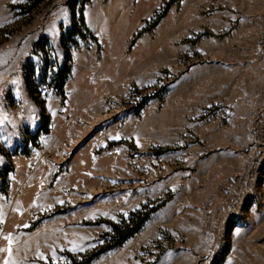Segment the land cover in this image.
I'll return each mask as SVG.
<instances>
[{
  "label": "rangeland",
  "instance_id": "obj_1",
  "mask_svg": "<svg viewBox=\"0 0 264 264\" xmlns=\"http://www.w3.org/2000/svg\"><path fill=\"white\" fill-rule=\"evenodd\" d=\"M28 2L7 5V36L0 27V168L13 166L0 178V264H76L110 222L164 199L88 264H264V0H91L85 19L106 55L86 69L94 42L80 40L64 96L37 70L40 105L22 64L42 65L32 41L44 30L56 46L71 12L63 0L18 12ZM109 81L117 91L91 97ZM41 108L50 132L32 143Z\"/></svg>",
  "mask_w": 264,
  "mask_h": 264
},
{
  "label": "trees",
  "instance_id": "obj_2",
  "mask_svg": "<svg viewBox=\"0 0 264 264\" xmlns=\"http://www.w3.org/2000/svg\"><path fill=\"white\" fill-rule=\"evenodd\" d=\"M28 1L30 2L28 5H18L21 8V13H30L39 8V6H41L44 2H53L54 0ZM90 1L91 0L66 1V4L68 5L71 12V23L70 27L62 30L60 34V45L63 50V61L61 63L55 54L53 46L49 42V38L44 34H41L33 43L31 54L38 56L39 62H41L42 65L40 66L39 64L35 63L30 56H28L22 64L23 80L26 89L29 93V96L35 102H37V104H41L39 100L40 95L37 91L38 87L37 84H35L37 70L42 68L41 70L45 74L46 71L50 69L52 73V86L61 96H64V86L70 75L72 67V50L78 48L77 46L79 45L80 40H95V37L92 35L91 31L86 25L84 15L85 7ZM164 14L165 11L158 14L155 17V21L153 23L157 24ZM152 27V25L145 27L144 30L150 31ZM164 93H166L165 88H162L161 90L149 93L148 95H141L135 108V113H138L151 98L160 97L164 95ZM40 119L41 122L37 130L34 133H28L30 142L32 143L37 142V139L41 134L50 132V119L49 115L45 113L44 108H41ZM21 153L28 156L30 154V150L28 151L27 149H24ZM6 154L8 155L7 152ZM12 170L13 166H11L9 163L5 164L0 168V178H5V176ZM165 202L166 200L164 199L160 204L154 205L153 207H147V205H145L140 210L133 212L128 218L123 219L121 224L110 222V230L106 232V234L110 236V239L106 241L104 246L83 256L82 259L77 261L76 264H88L102 252L121 245L128 238L137 233L150 218L151 214L160 206L164 205ZM55 212H58V210ZM34 226H36V222H34L30 228H34Z\"/></svg>",
  "mask_w": 264,
  "mask_h": 264
},
{
  "label": "crops",
  "instance_id": "obj_3",
  "mask_svg": "<svg viewBox=\"0 0 264 264\" xmlns=\"http://www.w3.org/2000/svg\"><path fill=\"white\" fill-rule=\"evenodd\" d=\"M25 0H21V1H17V0H13V1H6V0H3L1 3H0V8L1 9H3L4 10V12H5V14H7L8 15V20H5V21H1L0 22V27L3 25V24H5L7 21H9L10 19H11V14L9 13V11H8V9H7V5H9V4H22L23 2H24ZM66 1L67 0H63V2L66 4ZM55 2H56V0H55ZM55 6H53V8L46 14V16H45V18H44V20H43V22L45 21V19L50 15V13L55 9V7H56V3L54 4ZM67 5V4H66ZM67 7H68V5H67ZM70 10V9H69ZM85 21H86V19H85ZM86 25H87V27L89 28V30L91 31V33H92V35L95 37V40L93 41L94 43L92 44V45H90L89 47H87V48H85L84 50H92V48L93 49H95V58L94 59H92L91 61H90V63L89 64H87V66H86V69H90V66H91V64H92V62H94V61H98V66H97V69L99 68V66L101 65V61H103V58H104V56L106 55V50L104 49V47H103V45H102V43L100 42V40H99V38H98V36H97V34L95 33V31L89 26V24H88V22H86ZM65 26H61V29H63ZM70 27V24L67 26V28H69ZM42 34H44L45 36H47L49 39H50V37L47 35V34H45L44 33V30H42ZM59 35H60V33H59ZM20 38H21V36L20 35H17V37H16V39H17V42L20 44V42H19V40H20ZM37 39V36H36V38L32 41V43H31V45H30V48H29V50H28V53H29V51H31V48H32V46H33V43H34V41ZM7 41H9V39H7V40H5V42H7ZM5 42H3V43H5ZM49 42H50V40H49ZM3 43H0V45L1 44H3ZM22 43V42H21ZM51 43V42H50ZM57 46H58V48H60V53L62 54L63 53V51H62V48H61V45H60V37H59V40H58V42L56 43V46H54L53 45V48L55 49V48H57ZM76 50H78V48L77 49H75L74 51H76ZM74 51H73V53H74ZM27 54V53H26ZM24 57V56H23ZM23 57H22V59H23ZM28 57V56H27ZM71 70H72V67H71ZM90 70H93L92 68L90 69ZM70 74H71V72H70ZM69 77H70V75H69ZM69 77H68V79H69ZM68 79H67V82H68ZM118 88H119V85H116L115 83H113V81H109V83L108 84H106V87L104 88V87H102V89L99 91V92H95V93H91V97H98V96H101V95H104L106 92L107 93H113L114 91H117L118 90ZM168 93V92H167ZM0 102H2V101H0ZM31 154V153H30ZM29 154V155H30ZM28 155V156H29ZM30 166V165H29ZM216 170H218L217 168H213L212 169V172H215L216 173ZM14 172V171H13ZM32 172V171H31ZM214 175H216V174H214ZM28 187L29 186V182L26 180L24 183H21V189L22 190H24L25 189V187ZM26 187V188H27ZM217 197V196H216Z\"/></svg>",
  "mask_w": 264,
  "mask_h": 264
},
{
  "label": "built area",
  "instance_id": "obj_4",
  "mask_svg": "<svg viewBox=\"0 0 264 264\" xmlns=\"http://www.w3.org/2000/svg\"><path fill=\"white\" fill-rule=\"evenodd\" d=\"M28 3H30V2H28ZM18 12H21V10L18 9ZM21 14H23V13H21ZM3 25H4V28L6 29V36H7L8 31L11 30V24H3ZM62 30H64V29H62ZM263 116H264V102L259 107V109L257 110V112L255 114V118H254V129H255L256 135H258V136H262V118H263ZM242 191H243V187H239L238 194H241Z\"/></svg>",
  "mask_w": 264,
  "mask_h": 264
},
{
  "label": "bare ground",
  "instance_id": "obj_5",
  "mask_svg": "<svg viewBox=\"0 0 264 264\" xmlns=\"http://www.w3.org/2000/svg\"><path fill=\"white\" fill-rule=\"evenodd\" d=\"M6 30V29H5ZM263 121H264V116H263V118H262V123H263ZM259 166L258 165H254V168L256 169V168H258ZM252 175H254V173L252 172Z\"/></svg>",
  "mask_w": 264,
  "mask_h": 264
}]
</instances>
